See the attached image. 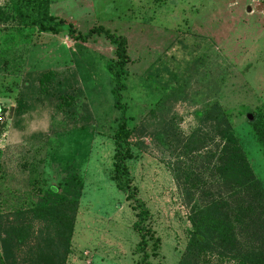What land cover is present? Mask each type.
I'll return each instance as SVG.
<instances>
[{
	"label": "rangeland",
	"instance_id": "374dc122",
	"mask_svg": "<svg viewBox=\"0 0 264 264\" xmlns=\"http://www.w3.org/2000/svg\"><path fill=\"white\" fill-rule=\"evenodd\" d=\"M49 13L82 35L102 27L127 39L122 101L137 135L126 164L154 234L148 262L179 264L191 227L163 133L188 136L219 109L264 189V0H49ZM113 58L102 36L81 44L64 28L0 23V215L15 222V211L57 201L47 191L66 186L79 202L66 264H141L136 211L112 180ZM198 264L238 263L206 253Z\"/></svg>",
	"mask_w": 264,
	"mask_h": 264
},
{
	"label": "trees",
	"instance_id": "16d2710c",
	"mask_svg": "<svg viewBox=\"0 0 264 264\" xmlns=\"http://www.w3.org/2000/svg\"><path fill=\"white\" fill-rule=\"evenodd\" d=\"M10 21L33 28L38 34L53 36L64 28L68 39L81 44L102 36L113 46L114 58L105 66L112 81L113 107L119 112L113 132L112 180L136 211L133 223L139 237L136 251L142 255L141 264H150L147 248L154 234L146 225L149 212L130 183L126 164L133 157L132 137L137 135V128L129 126L127 108L122 101L129 63L127 39L102 27L82 35L73 23L49 13V0H7V6L0 8V23ZM51 75V72L43 75L42 87L51 81ZM198 119L199 124L188 136L162 134L167 138L163 141L170 153L168 168L188 208L191 227L179 264H198L206 253L224 256L238 264H264L263 186L253 173L227 116L212 108ZM259 142L264 144L262 139ZM136 143L143 145L141 141ZM66 190L64 185L49 188L48 195L61 199L46 198L42 205L30 203L27 210L19 209L12 214L15 222H9V214L0 215V264H66L79 206L77 197L65 196Z\"/></svg>",
	"mask_w": 264,
	"mask_h": 264
}]
</instances>
